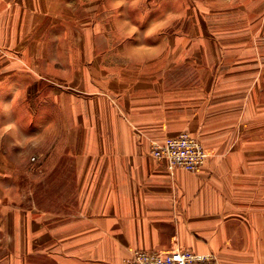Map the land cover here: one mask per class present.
Masks as SVG:
<instances>
[{"label":"crops","instance_id":"obj_1","mask_svg":"<svg viewBox=\"0 0 264 264\" xmlns=\"http://www.w3.org/2000/svg\"><path fill=\"white\" fill-rule=\"evenodd\" d=\"M77 1L0 0V264H264V21L128 68L64 16ZM183 132L209 154L197 173L150 155Z\"/></svg>","mask_w":264,"mask_h":264},{"label":"rangeland","instance_id":"obj_2","mask_svg":"<svg viewBox=\"0 0 264 264\" xmlns=\"http://www.w3.org/2000/svg\"><path fill=\"white\" fill-rule=\"evenodd\" d=\"M63 9L65 17L78 19L80 36L109 39L111 45L95 46L98 52L110 49L115 54L125 47L128 68L135 60L161 57L168 39L177 49L181 39L189 36L231 41L233 36L261 35L264 21V0H78L73 10L70 6ZM81 48L85 52V46ZM34 159L31 164L37 165ZM34 173L31 177L36 181ZM31 192L37 201L38 188Z\"/></svg>","mask_w":264,"mask_h":264},{"label":"built area","instance_id":"obj_3","mask_svg":"<svg viewBox=\"0 0 264 264\" xmlns=\"http://www.w3.org/2000/svg\"><path fill=\"white\" fill-rule=\"evenodd\" d=\"M151 157L167 163L171 171L182 169L197 173L204 167L209 154L201 140L183 132L176 137H168L163 143H153ZM128 264H218L213 254L201 255L190 250L174 249L169 252L135 251Z\"/></svg>","mask_w":264,"mask_h":264}]
</instances>
